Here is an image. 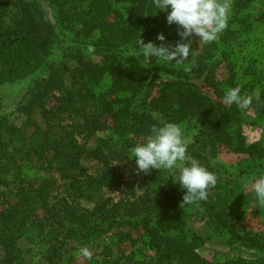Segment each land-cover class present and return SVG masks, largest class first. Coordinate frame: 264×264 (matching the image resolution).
Returning <instances> with one entry per match:
<instances>
[{
    "label": "trees",
    "instance_id": "1",
    "mask_svg": "<svg viewBox=\"0 0 264 264\" xmlns=\"http://www.w3.org/2000/svg\"><path fill=\"white\" fill-rule=\"evenodd\" d=\"M253 1L234 3L248 9ZM155 11L152 0H0V86L47 72L34 79L26 92L21 111L27 120L22 126L0 120V196L4 198L0 264H31L32 245L39 246L36 238L45 223L61 227L78 219L70 212L67 198L60 201V211L56 205L50 206L56 182L48 179L38 187L27 186L20 174L25 163L36 162L44 170L58 172L62 179L70 180L68 195L78 193L80 199L95 203L104 187L120 188L122 176L110 177L111 172L117 173L112 163L146 138L153 126L196 119L199 132L188 151L209 171V147L228 148L264 170V141L249 143L244 132L245 126L255 124L249 111L264 116V85L258 90L249 84L242 86L232 64L225 80L220 79L214 58L217 43L199 44L195 36L192 49L197 54L189 72L145 58L136 47L138 39L159 45L157 36L162 33L167 43L179 40L177 26L167 23V13ZM259 20L264 23V8ZM70 42L91 50V56L80 49L69 51ZM54 50L75 63L71 88L66 87L65 65L50 61ZM107 77L110 85L98 90ZM237 85L243 95H259L247 110L223 101L226 90ZM55 93L58 105L50 108ZM65 114L76 115V123H60L58 115ZM106 130L111 131V137L90 147L89 139ZM86 158L98 161L103 175H90L82 163ZM10 168L15 169L18 182L12 202L2 190L9 186ZM174 180L171 172L150 170L142 196L111 208L106 200L96 202L93 210H86L89 217L84 227L105 220L109 226L136 229L154 252V264H264V237L241 233L231 219L228 184L217 179L206 201L182 205L186 190ZM193 209L203 215L213 234L227 236L236 256L215 262L202 256L200 250L210 237L192 228L189 210ZM129 234L120 233L119 241ZM58 251L53 247L46 253L49 264H57Z\"/></svg>",
    "mask_w": 264,
    "mask_h": 264
},
{
    "label": "rangeland",
    "instance_id": "2",
    "mask_svg": "<svg viewBox=\"0 0 264 264\" xmlns=\"http://www.w3.org/2000/svg\"><path fill=\"white\" fill-rule=\"evenodd\" d=\"M228 2L231 6L229 26L214 41L217 43L214 58L219 63L218 76L225 80L228 66L232 64L239 83L242 86L249 84L258 90L264 85V23L258 21V15L264 8V0H254L248 9L235 7V0H228ZM68 47L71 48L69 51L80 49L91 56L92 51L84 47L81 48L79 44L70 42ZM50 61L59 63L58 65L60 63L65 65L68 70L66 87L71 88L73 84L71 71L75 66L73 59L64 58L62 53L54 50ZM46 75V71H41L22 81L1 85L0 120L5 118L9 124L22 126L27 120V116L21 111L27 99L26 92L34 79ZM109 85L110 78L107 77L98 90H106ZM57 95L53 94L49 100L50 108H55L58 105ZM248 114L255 122L253 125L244 127L248 142L264 141V116L253 111H249ZM35 118L37 117L35 116ZM58 118L60 123L70 126L76 123L77 117L73 114H65L61 117L58 115ZM178 125L181 126L185 136L189 139V146L192 145L198 135L200 122L196 119L186 120ZM110 137V130L98 132L89 139V146H96L100 140H107ZM145 139L142 138L138 142ZM82 140L81 136L80 141ZM117 140L118 138H116ZM19 144L16 142V145ZM127 151L122 159L112 163V167L117 173L111 172L110 174L112 178H116L118 175L122 176V185L120 188L104 187L103 193L96 196L95 203L88 202L86 198L80 199L78 193L68 195L71 192L68 190L70 180L62 179L58 172L44 170L36 162L23 165L20 174L27 186L31 183L38 187L48 179L56 182L57 184L55 183L52 187L50 206L56 205L57 210L60 211L62 210L60 201L62 198H67L70 212H75L78 218L77 221L75 219L68 220L61 227L57 224L46 225L45 223L43 231L38 239L36 238L39 246L32 245L34 257L30 259L31 264H49L46 253L53 247L60 250L55 254L57 264H99L106 261H109L110 264H118L117 262L124 264L126 261H129V264H154V252L140 239L141 233L136 229H131L128 225L109 226L105 220L102 223L101 221L91 222L86 228L84 227V223L89 217L85 214L86 210H93L96 202L106 200L108 208H111L115 203L134 201L146 192L147 175L150 171L147 174L143 172L138 174L135 158L129 160L126 156ZM206 157L210 162L211 172L222 181L223 185L228 184L230 191L227 205L233 211L231 217L233 223L243 234H259L264 237V204L256 201L249 182V177L253 173L263 169L257 167L252 159H244L243 156L224 147L214 149L209 147ZM82 163L90 175L94 177L103 175V167L98 161L86 158L82 160ZM15 174V169H11L7 177L9 186L2 188L8 192V199L11 202L14 200V192L18 186ZM215 191V189L212 190L213 193ZM3 201L4 198L0 196V209L3 208ZM189 212L193 215L192 228L198 230L201 235L210 237L200 250L202 256L215 262L238 254L237 250L230 246L227 236L213 234L211 226L201 213H197L196 209L189 210ZM129 231V236H123L119 241V234L129 233Z\"/></svg>",
    "mask_w": 264,
    "mask_h": 264
},
{
    "label": "clouds",
    "instance_id": "3",
    "mask_svg": "<svg viewBox=\"0 0 264 264\" xmlns=\"http://www.w3.org/2000/svg\"><path fill=\"white\" fill-rule=\"evenodd\" d=\"M152 6L155 13H167V23L177 26L179 40L167 43L161 33L157 36L159 45L138 39L136 47L145 58L183 67L185 72L191 71L190 63L197 54L191 38L198 37L200 44L216 41L228 28L231 16L228 0H152ZM254 99L258 100L259 95H243L240 85L228 88L223 97L225 104L241 111L247 110ZM189 143L180 125L167 122L153 126L145 140L128 148L126 156L129 160L135 158L138 174L152 169L173 173L174 182L186 190L182 205H193L208 199L209 190L217 185V176L191 156ZM249 182L256 201L264 204V170L253 173Z\"/></svg>",
    "mask_w": 264,
    "mask_h": 264
}]
</instances>
